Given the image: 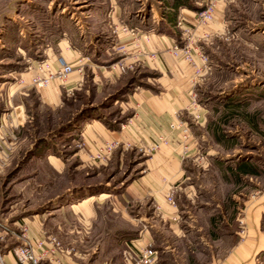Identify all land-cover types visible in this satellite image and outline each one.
I'll list each match as a JSON object with an SVG mask.
<instances>
[{
  "label": "crops",
  "instance_id": "1",
  "mask_svg": "<svg viewBox=\"0 0 264 264\" xmlns=\"http://www.w3.org/2000/svg\"><path fill=\"white\" fill-rule=\"evenodd\" d=\"M84 1L88 3L78 13L74 10L58 16L54 44L50 40L56 31L48 34L44 29L40 38L50 44L23 75L25 83L31 85L27 82L43 63L54 69L58 56L75 65L83 59L82 73L75 71L67 82L56 80L39 90L42 102L53 106L76 90H90L92 85L102 93L110 84L117 85L140 72L137 82L115 97L111 107L104 105L103 111L83 121L82 151L92 152L105 141L120 140L119 151L139 148L145 154L143 173L116 195H104H113L118 202L115 210L121 221L120 235L113 239L107 253L97 250L89 264H133L131 259L146 247L158 251L155 264H264L260 259L264 253V187L254 190L253 183L247 185L253 175H258L257 165L247 157L227 162L218 151L203 150L207 136L193 128L184 151L180 130L175 126L185 120L193 127V118L188 114L203 112L192 102L200 85L209 79V63L204 60V45L200 42L203 35L226 31L232 22L230 13L241 3L214 0L216 18L201 26L195 20L196 14L213 0H191L193 7L185 0H155L158 9L153 6L148 14L144 0ZM164 2L166 9L162 10ZM178 17L195 27L190 53L196 66L184 54L171 52L183 30L178 26ZM196 69L200 74L195 79ZM118 106L123 118L110 120L108 109ZM197 124L204 126L205 122L200 119ZM162 137L168 142H160ZM209 137L219 143L214 136ZM156 144L159 148L151 151ZM7 155L6 148L0 150L2 165ZM242 183L245 187L238 189ZM171 194L175 203L168 200ZM81 204L91 216L87 201ZM12 220L24 222L22 216ZM29 232L36 238L43 234L36 221L27 222L26 234ZM20 243L21 238L9 234L1 241L3 264H15L12 247ZM30 243L38 253L36 243ZM58 256L61 261L57 263ZM40 264L83 263L58 252L43 257Z\"/></svg>",
  "mask_w": 264,
  "mask_h": 264
},
{
  "label": "rangeland",
  "instance_id": "2",
  "mask_svg": "<svg viewBox=\"0 0 264 264\" xmlns=\"http://www.w3.org/2000/svg\"><path fill=\"white\" fill-rule=\"evenodd\" d=\"M238 1L241 6L230 13L232 22L226 31L203 35L205 38L200 41L204 45V60L209 63V79L200 85L201 90L192 102L203 112L197 109L188 114L193 118V127L185 120L175 126L180 130L184 151L189 147L193 128L207 136L202 142L203 150L218 151L227 162H238L241 157L251 159L259 170L247 185L253 183L254 190H261L264 187V0ZM87 3L0 0V150L6 148L8 154L4 164L0 163V222L8 227L12 238H21L27 222L36 221L43 233L40 237L50 246L52 240L59 241L64 246L63 252L83 264H89L99 249L107 253L113 239L120 235L121 221L115 210L118 202L112 198L143 173L145 160L139 148L123 152L117 149L104 162L93 160L96 149L82 151L83 121L88 115L103 111L104 105L111 107L120 90L131 86V78L110 84L102 93L92 85L90 90H76L62 96L59 104L50 106L40 98L39 90L44 87L33 85L31 80L27 82L31 85L26 84L23 74L32 61L41 59L50 43H55L58 16L74 10L78 13ZM162 5L161 9L165 10V2ZM143 6L147 14L153 6L158 9L155 0H144ZM44 29L48 34L56 31L50 43L40 38ZM188 34L182 30L175 41L182 47L192 37ZM171 52L174 54L172 48ZM195 71L196 79L200 69ZM21 86L25 88L20 90ZM105 94L107 98H103ZM107 112L110 120L123 118L120 106ZM200 119L204 120V126L197 124ZM181 123L189 127V137L183 134V127H178ZM217 131L225 137L224 142L216 143L209 137H215ZM163 139L166 140L162 137L159 141ZM244 187L242 183L238 189ZM109 192L114 193L112 197H105ZM85 200L91 216L81 204ZM17 216H22L24 222L12 220ZM27 237L33 243L39 240L30 232ZM262 255L260 259L264 260Z\"/></svg>",
  "mask_w": 264,
  "mask_h": 264
},
{
  "label": "built area",
  "instance_id": "3",
  "mask_svg": "<svg viewBox=\"0 0 264 264\" xmlns=\"http://www.w3.org/2000/svg\"><path fill=\"white\" fill-rule=\"evenodd\" d=\"M217 4L215 1H210L206 3L205 7L199 10L196 14L195 20L198 25L207 26L209 23L213 22L216 18ZM178 26L183 29V31L188 32V36L192 34L195 30V27H191L185 24L183 17H178ZM125 30H129L128 27H124ZM205 36H209L208 33L204 34ZM193 47L192 37L189 38L188 42H186L182 47L174 41L172 51L176 55L184 54L186 58L190 61V63L194 66L195 63L192 60L191 49ZM120 48L125 50V45H121ZM57 67L52 68L49 64L43 63V66L40 65V70L35 72L31 81L33 85L39 87H49L52 86L56 80H59L61 83H65L69 80L72 74L77 71L83 72V59L79 60V63L75 65L73 62L67 60L63 56L57 57ZM205 58V57H204ZM39 68V67H38ZM178 127H183V134L185 137H189L190 129L189 127L183 123L178 124ZM164 142L167 140L163 139ZM122 142L119 140H110L105 141L103 144L97 147L96 151L92 154V159L97 161L104 162L108 160L120 146ZM158 145H153V149H155ZM168 200L175 203L173 195L171 194L168 197ZM27 226H24L22 230L21 243L12 247V252L16 256L15 264H40L41 259L49 254L57 255L58 252L64 251V246L57 240H52V246L47 243L43 237H40L36 243V248L38 253H35L32 244L30 243L27 234ZM8 227L3 226L2 222H0V243L8 236ZM157 250H154L151 247H146L142 249L137 256H134L131 261L133 264H155L157 258ZM57 263L61 261V258L58 256L56 258ZM0 264H3V254L1 253L0 248Z\"/></svg>",
  "mask_w": 264,
  "mask_h": 264
},
{
  "label": "trees",
  "instance_id": "4",
  "mask_svg": "<svg viewBox=\"0 0 264 264\" xmlns=\"http://www.w3.org/2000/svg\"><path fill=\"white\" fill-rule=\"evenodd\" d=\"M184 3L186 4V5H188V6H191V7H193L194 5L193 4H191V0H185L184 1ZM137 80H138V77H137V75H135L134 76V78H131V83H130V87H125V89L123 88V89H121L120 90V92L118 93V94H120V93H122V92H125L126 90H129L133 85H134V83H136L137 82ZM83 112H85V111H83ZM81 115H83V114H81ZM80 117V116H79ZM84 116H82V118H83ZM219 131H217V134L216 133H214L215 134V138H216V140H218L220 143L221 142H224V140H225V137L221 134V133H218Z\"/></svg>",
  "mask_w": 264,
  "mask_h": 264
}]
</instances>
